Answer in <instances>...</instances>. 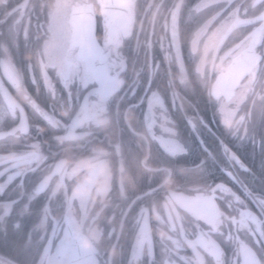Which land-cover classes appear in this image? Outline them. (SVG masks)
Returning <instances> with one entry per match:
<instances>
[{"label": "flooded vegetation", "instance_id": "1", "mask_svg": "<svg viewBox=\"0 0 264 264\" xmlns=\"http://www.w3.org/2000/svg\"><path fill=\"white\" fill-rule=\"evenodd\" d=\"M89 35L106 49L96 66L106 65L119 91L112 93L106 125L91 123L90 112L89 122L73 129L60 100L68 90L57 84L58 94L50 95L41 69L46 66L55 79L51 61L63 64L69 51L79 56L73 39L87 47ZM229 48L235 49L230 60L213 54L219 49L223 56ZM262 56L264 0H52L50 10L47 0H0V174L18 163L30 170L23 184L9 182L0 199L19 209L27 200L21 188L31 191L50 167L62 161L70 173L52 175L34 201L0 221V257L39 264L47 249L50 264H254L253 257L264 264V235L251 215H242L259 216L255 205L217 192L197 206L198 196H212L208 185L180 171L212 152L220 160L208 159V179L239 194L240 186L224 171L229 164L252 190L264 193ZM78 85L77 79L74 106L83 103ZM34 104L59 123L47 124ZM149 107L151 130L145 123ZM227 114L234 122L243 118L239 130L225 123ZM160 138L179 139L187 154L169 157ZM221 142L250 171L225 160ZM34 143L46 159L18 161L34 151ZM145 158L156 171L145 167ZM165 166L175 168L171 183L160 170ZM169 190L183 203L170 200ZM141 207L150 219L143 231V221L137 223ZM232 219L243 226L226 222Z\"/></svg>", "mask_w": 264, "mask_h": 264}, {"label": "snow or ice", "instance_id": "2", "mask_svg": "<svg viewBox=\"0 0 264 264\" xmlns=\"http://www.w3.org/2000/svg\"><path fill=\"white\" fill-rule=\"evenodd\" d=\"M129 7L131 8V5H129ZM197 7H199V5H197ZM175 15L176 13H173L174 22ZM79 41L80 38L78 36L73 39V46H76L77 44H79L80 46L79 56H73L69 51L63 64L56 65L54 61H51L55 69V79L48 75L47 71L45 70L46 66H42L41 71L44 79L45 90L50 95L54 96L58 94L57 84L61 85V88L68 90L67 97L60 96V100L62 105L67 107L66 116L69 120H71L73 129L88 123L90 119V112L94 113V115L91 117V123L95 124L97 127H100L108 123L107 113L110 111L111 101L112 99H114L112 93H118L119 87L114 81H112L111 77L107 74L106 65L102 67L96 66L97 58H99L101 61L105 60L104 52L106 51V49L101 48L98 43L91 37V35L88 36L89 46L86 47L84 44H80ZM195 43L196 41H193L194 46ZM261 58L264 59V56H262ZM77 79L79 81V85L76 88V96L78 99H82L83 103H78L74 106L72 104V88L74 81H76ZM93 81L98 83L99 87H94L92 85ZM109 81H111V87H108ZM81 88L84 89L83 95L80 92ZM214 93L216 95H219L218 91L214 90ZM92 97H95L96 99H92ZM33 106L37 113L41 116V118L51 127H55L59 123L58 120L54 119V113L53 115H49V113L39 105L34 104ZM133 107H137V105H133ZM77 108H79V112L76 111ZM242 119L243 118L234 122L233 119H231V114H227L225 116V123L239 130V126L242 122ZM151 120V107H149L148 113L145 117V123L149 130L153 128V123L151 122ZM190 127L194 128L193 125H190ZM21 130L25 132L28 131L27 125L23 122L21 124ZM90 134L91 131L89 130L84 134L85 138ZM72 138L76 139V137ZM58 139L64 141L68 139V137L61 136L58 137ZM160 143L164 146L166 154L173 159L178 158L182 155H186L188 152L187 146L183 142L179 141V139L177 138H169L167 140L160 138ZM221 145L223 157L225 160L231 161L234 165H238L244 171H250L246 169L242 163H239L238 158L235 156V154L230 153L227 146L223 145V142H221ZM31 147L34 149V151L26 152L23 156L17 158L18 161L32 163L34 159H46V157L42 154V150L39 143H34ZM209 158L213 162H219L220 160V157L217 156V154L209 152L208 157H202L198 164L180 169L181 173L185 177L193 179V183H197L198 181H204L208 185V192L212 194V196H198L195 201L196 205L202 206L206 199L214 198V195L217 192L229 194L230 196L234 197L237 202L241 203L244 206H248V202L251 201V203L254 204L255 207L259 210L258 212H260V215L257 216L251 212L243 213L242 215H251L252 220L254 221L255 230L258 231L260 234L264 235V193H258L252 190V188L246 185L244 181L241 180L240 177L231 170V166L229 164H227V167L224 168V171L226 172V175L231 179V181L240 186L239 194L233 189L232 186H228V184L225 182H213L212 180L208 179L207 170L209 168ZM145 167L148 168L150 171H156V169L151 168V166L147 164V158H145ZM160 170L169 178L165 181V183H171L172 177L175 175V168L172 166H165ZM49 172L50 175L40 178L39 182L34 184L31 191L25 192V190L21 188V194L22 196H26L27 200L19 209H14V201L0 199V209H2V211H0V221H4L7 218H11L13 213L18 212L23 208H26L28 206V203L34 201V199L37 197V194H39L48 186V182L51 179L52 175L59 174L62 177L65 175H70V173H66L64 171L62 161L50 167ZM193 173L196 174L195 177H193ZM5 174H7L6 179L0 182V193H3L8 183L12 182L13 180L19 179L20 183L23 184L24 178L28 174H30V170L21 167L18 163L17 167L13 169L10 173H3L0 174V176H5ZM59 187L60 185L57 184V188ZM195 190L197 192L200 191L199 188H196ZM152 191L155 192V189H153ZM144 195H148V193H145ZM167 196L170 200L175 199L183 203V198L180 197L178 193L174 190H169L167 192ZM137 199H140V197H137ZM148 212L149 210L144 207H141L139 210L137 216V223H140L141 220L143 221V227L141 228V231H143V228L146 227L150 222L149 216L146 215V213ZM46 255L47 249L44 250V255L39 258V264H50V261L46 262L44 259ZM249 255L251 254L248 253L247 250H245L246 258ZM253 261L254 264H261V261H256L255 257H253ZM0 264H12V261L7 260L4 257H0Z\"/></svg>", "mask_w": 264, "mask_h": 264}, {"label": "clouds", "instance_id": "3", "mask_svg": "<svg viewBox=\"0 0 264 264\" xmlns=\"http://www.w3.org/2000/svg\"><path fill=\"white\" fill-rule=\"evenodd\" d=\"M51 3H52V0H47V8L50 10L51 8ZM230 39V37H228L227 35L223 38L222 40V44H227V41ZM234 51L235 49L234 48H229L228 51H225L223 56H219L217 53L219 52V49L217 50H214L213 54L216 55V58L217 59H220V60H230L232 58V55L234 54ZM181 71H183V68L181 69ZM196 72L199 73L200 72V69L199 67L196 68ZM182 83H184L185 81L182 79L181 81ZM262 99H264V97H262ZM193 119H196V118H193V117H189V120H193ZM200 123H202V121H199ZM194 127L196 126L195 124L193 125ZM226 131L228 132L229 135L232 134L231 130L230 129H226ZM215 216L216 217H219V216H222V213H220L218 210L215 211ZM227 223H231V224H235V225H239V226H243V222L242 221H237V220H227L226 221ZM216 223L217 224H220L221 221L219 219L216 220Z\"/></svg>", "mask_w": 264, "mask_h": 264}, {"label": "water", "instance_id": "4", "mask_svg": "<svg viewBox=\"0 0 264 264\" xmlns=\"http://www.w3.org/2000/svg\"><path fill=\"white\" fill-rule=\"evenodd\" d=\"M1 89H2V87H1ZM3 94H4V96H5L6 100H7V96H6L5 92H3Z\"/></svg>", "mask_w": 264, "mask_h": 264}]
</instances>
